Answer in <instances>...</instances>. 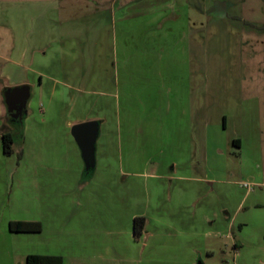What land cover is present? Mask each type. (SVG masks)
Returning a JSON list of instances; mask_svg holds the SVG:
<instances>
[{
	"label": "rangeland",
	"instance_id": "rangeland-1",
	"mask_svg": "<svg viewBox=\"0 0 264 264\" xmlns=\"http://www.w3.org/2000/svg\"><path fill=\"white\" fill-rule=\"evenodd\" d=\"M125 1L0 0V114L5 105L2 86L10 84L3 73L13 43L8 24L30 46H37L39 33L46 31L59 40L46 46L43 62L38 61L39 51L30 54L31 67L43 70V79L51 84L48 76H56L52 66L62 63L57 83L61 100L45 106L58 107L60 114L54 119L49 113L45 119L57 130L65 129L71 140L61 135L58 153L40 147V133H31L27 142L15 138L10 156L0 148V176L8 183L13 180L14 196L7 203L6 188L0 193V264H25L30 253L59 254L63 264H127L123 259L187 264L188 258L193 264H232L237 259L264 264V31L248 26V20L264 23V1L236 0L231 7L212 9L205 0H189L188 24L175 34L167 33L166 25L155 28L160 24L156 10L167 9V0L123 5ZM225 10L246 20L224 17ZM138 30L150 31L143 42L157 45L160 53L130 58V67L140 62L143 67L124 87L119 61L132 42L144 44ZM154 60L164 77L167 63L189 65L185 107L191 117L190 150L183 138L170 133L166 112L154 107H166L161 97L154 103L138 96L136 89L148 87L147 65ZM88 67L91 78L86 80ZM36 70L30 72L31 82L38 79ZM37 101L41 97L30 90L24 112H36ZM67 119L102 120L98 161L91 173L76 150ZM56 155L72 161L64 167L39 162ZM171 159L193 164L178 165L176 176L190 174L200 180L156 177L171 172ZM120 160L136 164L126 166ZM135 216L146 219L138 237L132 233ZM18 217L39 220L40 232L11 233L7 222ZM233 242L239 246L236 257ZM173 258L183 263L171 262Z\"/></svg>",
	"mask_w": 264,
	"mask_h": 264
},
{
	"label": "crops",
	"instance_id": "crops-1",
	"mask_svg": "<svg viewBox=\"0 0 264 264\" xmlns=\"http://www.w3.org/2000/svg\"><path fill=\"white\" fill-rule=\"evenodd\" d=\"M264 1V0H263ZM126 4H130L131 2H134L135 5L136 4H141L143 3V0H126L125 1ZM163 2H161L160 4H162ZM207 5H209L210 8L213 9V7H231L233 5H236L238 2L236 0H205L204 2ZM264 3V2H263ZM158 4V5H160ZM188 4H189V0H167V9L164 8H158V10H156L157 12V21L158 23H160L159 25L156 24L157 30L161 29L164 27V25H166V31L169 34L172 33H176L179 31L180 28H184L185 23L188 24V12H186V9L188 8ZM122 5V6H123ZM240 5V4H239ZM243 5V4H242ZM186 7V8H185ZM205 7V6H204ZM224 17H231L235 20H243L245 21L246 18L245 17H240L239 15H228L226 10L224 12V14L222 15ZM47 18V16L45 17ZM143 18V17H141ZM155 18V17H154ZM137 16H135V22H136ZM250 20H248V26L252 28V31L257 28L259 31H264V23H254L253 21L249 22ZM164 23V24H163ZM136 27H137V22L135 23ZM163 25V26H162ZM8 26L12 29L13 31V43L10 46V48L8 49V58H7V62H9L8 64H6L3 67V73L6 74V76L9 79L10 84H7V86H12V85H21V84H27L30 87L31 90V94L33 92H35V94H37V96L41 97L42 101H37V111L34 112V110L32 109H28V111L25 113V119H24V141H28L29 140V136L31 133H40L43 137L40 140V147H44V149L46 148H51L55 153H58L57 148L60 149V147L58 146L59 143H62L63 138L61 137V135H64V139L66 142H69L71 144V140L69 139L70 137L68 135H66L65 133V129L64 131H59L57 130V128H55V124L54 122L52 124H50V118L45 119V116L48 115L49 113H52L51 118L56 119V117H59V108L56 107V110H49L47 109L45 106L47 105L46 103H48L49 107L50 105L55 103V106L57 101L61 100V95L63 94V90L61 88H57V83L60 81L59 75H60V66L62 65V63H55V65L52 66L53 69H51V73H55L56 76H48L50 77V80L52 81L51 84H48L47 82H45V80L43 79L44 75H43V70H36V73L38 75V79L35 82H31L30 81V72L34 73V69L31 67V60H30V54L32 55V53H34L35 50L39 51V58L38 61H44L47 58V53L48 50L46 51L45 48L47 45L51 44H56L59 40V37L53 36L51 33H48L46 31L40 32L37 38V46H30L29 44L27 45V40L24 39L23 41H21V38H24L25 35H23V33H18L17 29L14 25H10L8 24ZM138 33H140V43H144L142 45H134L132 44V46H127L128 47V51L125 52L126 49H124L123 52V56L121 57L120 61H119V66L120 69L122 71V80H120L124 87H127L129 85H131L134 80H136L135 78V73L137 69H140L139 67L143 65L140 63H135L136 65L134 66V69L132 67H130V63H128V60L130 58H139V60L144 56V53L146 54H159V50L156 48V46H152L149 42H143L146 41L147 37H148V33H150V31L148 33H143L142 30H138ZM152 32V31H151ZM145 34V35H144ZM159 34V33H157ZM134 37V41H135ZM50 45V46H51ZM44 49V50H43ZM63 50V49H62ZM59 53V50H57ZM64 52L63 51H60ZM126 53L129 54V56H124ZM29 55V57H28ZM29 59V61L27 60ZM57 64V65H56ZM145 66V65H144ZM182 69V70H181ZM142 70V69H141ZM147 70L148 75L150 76L147 79V85L148 87L145 88L144 90H139L136 89L138 96H147V99H150L152 101H154V103H159L158 97H161V102L162 103H166V107L163 108L162 106L156 104L154 107L159 110V109H163L166 112V116H164V118L171 123V127L169 126V130L170 133H172V136H174L176 134L177 138H183L187 144H188V149H191V144H192V126H191V117L189 116V111L188 107H185V104L187 103L186 101L189 100L190 98V71H189V65L187 62H183L181 63H167L165 70H166V76H163V68L160 67L159 63L157 61H152L150 63H148L147 65ZM264 70V69H263ZM154 71V73H153ZM90 76V69L88 67V71H87V77L86 80L89 79ZM68 77V76H67ZM137 77V75H136ZM91 78V76H90ZM253 83V85H255V80L251 81ZM60 83V82H59ZM64 86L69 87L71 89L70 86H72L69 83H64ZM6 87V86H2V89ZM73 87V86H72ZM262 87L264 88V80L262 81ZM127 90V89H126ZM72 96V95H71ZM150 97V98H149ZM30 98V96H29ZM256 97H253V99L251 98V101H256L255 100ZM39 100V99H38ZM43 102V103H42ZM5 105H3V109L2 112L0 114V148L2 149V141H1V133L6 131V130H11V125L8 122L7 118H6V113L7 110H5ZM33 119V120H32ZM78 119H80V117H78ZM83 120V119H81ZM74 120H66V127L69 128L70 130V134L73 138V140L75 141L76 144V150L77 148L80 150L81 149L72 133V127L78 123H82V122H87V121H81V122H73ZM96 121L98 123L97 125V136L96 139L98 137V134L100 132V124L102 122V120H93ZM50 124V125H48ZM49 133L47 135H43ZM68 133V130H67ZM49 136V137H48ZM69 138H68V137ZM32 138V135H31ZM96 139L94 142V165L92 168L88 169V172L91 173L94 171L95 167H96V163H97V157H96V152H97V145H96ZM45 141L49 142V143H45ZM43 142L45 144H43ZM233 143H235L237 145V147H239L240 145V141L238 139H234ZM75 146V145H74ZM171 146V145H170ZM41 149V148H39ZM174 149V148H173ZM3 151V150H2ZM119 152L120 154H122V143L120 142L119 145ZM4 154V153H3ZM105 154V153H104ZM6 155V154H5ZM11 155V154H10ZM10 155H6V156H10ZM77 156V155H75ZM82 158V157H81ZM72 160L68 159L66 156H59L56 155L54 156V159H49V160H40L39 162L42 163V165L44 166H51L52 163L54 165L60 166V167H64L66 165H68ZM121 162L124 163V165L126 166H131L132 164H136L133 161L130 160H125ZM156 161V160H155ZM188 161V162H187ZM186 163L185 160L179 161L176 159H171L168 164L171 166V172H169V174H167V176H161V174H157L156 177H159L161 179L163 178H168L169 177H177L179 179H184V180H188V181H199L200 179L197 178L196 176H192L190 174H181V175H175V168L178 165H183L186 164V166L190 165L191 167L193 166V164L187 159ZM155 163H157V165H159L160 161H156ZM154 163V164H155ZM85 166V165H84ZM128 172V171H126ZM129 175H137V173H126ZM13 180H11V183H8V181H5V176H0V184L2 183L4 186L0 185V193L3 190V187L6 188L5 193L7 192V203H11L13 202L14 196L13 194ZM7 189H9V191H7ZM24 189V186H23ZM6 202V201H4ZM11 221H39L36 219H31V218H27V217H18V218H11L8 220L7 222V228L8 230L13 233H29V231H12L9 228V222ZM40 222V221H39ZM41 223V222H40ZM41 228H42V224H41ZM133 231V228H132ZM40 231L37 232H31V233H39ZM133 233V232H132ZM208 234L210 232H205V234ZM228 234L225 233V237H227ZM133 237L134 234H133ZM232 248L234 250V256L236 257L238 252H239V246L236 242H233L232 244ZM208 251V250H207ZM208 253H213L212 251L208 252ZM31 254V253H30ZM38 254V253H36ZM44 254H49V253H44ZM28 255V254H26ZM59 255V254H56ZM209 255V254H208ZM26 257V256H25ZM178 260V258H173L171 260V262H177V263H183V261L181 262L180 260ZM123 261V263H127V264H140L142 261L140 259H123L121 260V262ZM187 264H193L194 260L188 258L186 260ZM224 261V260H223ZM237 262V263H236ZM225 263V261H224ZM264 263V262H263ZM62 264H63V257H62ZM199 264H204V263H199ZM232 264H247V263H239L238 259L235 261L233 260Z\"/></svg>",
	"mask_w": 264,
	"mask_h": 264
},
{
	"label": "water",
	"instance_id": "water-1",
	"mask_svg": "<svg viewBox=\"0 0 264 264\" xmlns=\"http://www.w3.org/2000/svg\"><path fill=\"white\" fill-rule=\"evenodd\" d=\"M30 96L27 84L8 86L3 90L4 103L10 117L20 120ZM96 121H87L74 125L72 133L81 149L86 169L94 165V142L97 136Z\"/></svg>",
	"mask_w": 264,
	"mask_h": 264
},
{
	"label": "trees",
	"instance_id": "trees-1",
	"mask_svg": "<svg viewBox=\"0 0 264 264\" xmlns=\"http://www.w3.org/2000/svg\"><path fill=\"white\" fill-rule=\"evenodd\" d=\"M25 115V112H23L21 119L18 120L10 117L8 112L6 113L8 122L10 124L13 123L11 124V130H6L1 133L2 150L4 154L10 155L14 152L13 143L15 138H23V118H25ZM18 156L20 157V153ZM145 223L146 219L144 216H135L133 218L132 228L135 237L142 234ZM9 228L12 231L37 232L41 230V223L39 221H11L9 222ZM25 264H62V256L56 254L31 253L26 255Z\"/></svg>",
	"mask_w": 264,
	"mask_h": 264
}]
</instances>
